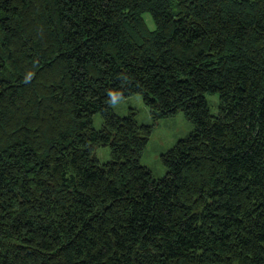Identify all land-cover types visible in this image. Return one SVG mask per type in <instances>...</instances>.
Masks as SVG:
<instances>
[{"label":"trees","instance_id":"1","mask_svg":"<svg viewBox=\"0 0 264 264\" xmlns=\"http://www.w3.org/2000/svg\"><path fill=\"white\" fill-rule=\"evenodd\" d=\"M0 264H264V0H0Z\"/></svg>","mask_w":264,"mask_h":264},{"label":"rangeland","instance_id":"2","mask_svg":"<svg viewBox=\"0 0 264 264\" xmlns=\"http://www.w3.org/2000/svg\"><path fill=\"white\" fill-rule=\"evenodd\" d=\"M147 20H150L146 15ZM152 26V21H149ZM211 111L216 112L218 106V95L209 93L206 95ZM113 111L119 115H126L133 110L136 111V119L139 122L150 123L151 117L148 108L143 103L139 94H133L112 104ZM102 120L99 113L92 116V125L99 128ZM193 129V123L185 116L183 111L161 118L153 127L152 133L147 141L141 156V163L149 167L154 177H161L166 172V166L162 162L161 154L166 152L181 137L186 136ZM95 155L100 162L110 158L109 146H97Z\"/></svg>","mask_w":264,"mask_h":264}]
</instances>
